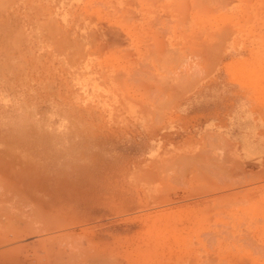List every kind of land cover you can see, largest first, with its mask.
<instances>
[{
    "label": "rangeland",
    "instance_id": "1",
    "mask_svg": "<svg viewBox=\"0 0 264 264\" xmlns=\"http://www.w3.org/2000/svg\"><path fill=\"white\" fill-rule=\"evenodd\" d=\"M232 3L241 55L264 57V0H0V264H264V145L244 163L204 130L158 128L173 98L150 95L182 75L161 31L204 51ZM133 10L166 16L145 33ZM241 85L264 92V70ZM195 199L212 239H158L175 228L152 207Z\"/></svg>",
    "mask_w": 264,
    "mask_h": 264
},
{
    "label": "crops",
    "instance_id": "2",
    "mask_svg": "<svg viewBox=\"0 0 264 264\" xmlns=\"http://www.w3.org/2000/svg\"><path fill=\"white\" fill-rule=\"evenodd\" d=\"M159 10L132 11L135 27L150 32L155 19L166 16ZM224 23L217 20L210 26L211 38L204 51L199 49L193 36L183 40L177 31H161L157 46V58L170 72L180 73V80L174 85L152 89V96L173 98L158 114V128L180 130H204L199 138L214 135L217 144L233 147L244 163L255 160L256 156L245 154L244 146L264 145V117L258 97L264 92L241 85V70H264V57L242 56L241 7L232 3L225 11ZM216 17V16H215ZM165 24L163 23V27ZM101 22H95L94 32L101 33ZM148 30V31H147ZM164 30V29H163ZM219 41V42H218ZM147 48H152L151 45ZM163 59V60H162ZM180 66V67H179ZM165 79V77H164ZM181 82V83H180ZM180 85L178 86V84ZM165 99L164 102H166ZM145 121V120H143ZM215 143V142H214ZM242 155V157H241ZM186 186H180L179 189ZM180 192L182 190H174ZM160 206L152 207L159 224L173 223L174 236L158 239L191 241L212 239L213 213L210 201L173 200L159 201ZM162 204V205H161ZM150 209V208H149ZM205 210V212H203ZM148 215H150L148 213ZM199 215L201 222L198 223ZM206 229L198 231V225ZM203 236H199V235Z\"/></svg>",
    "mask_w": 264,
    "mask_h": 264
},
{
    "label": "bare ground",
    "instance_id": "3",
    "mask_svg": "<svg viewBox=\"0 0 264 264\" xmlns=\"http://www.w3.org/2000/svg\"><path fill=\"white\" fill-rule=\"evenodd\" d=\"M31 217V216H30ZM8 223V222H7Z\"/></svg>",
    "mask_w": 264,
    "mask_h": 264
}]
</instances>
